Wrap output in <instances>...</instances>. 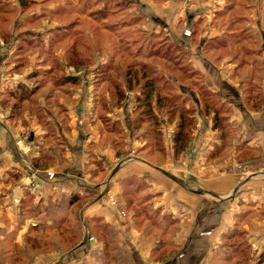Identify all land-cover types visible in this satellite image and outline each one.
I'll return each mask as SVG.
<instances>
[{
	"label": "crops",
	"instance_id": "crops-1",
	"mask_svg": "<svg viewBox=\"0 0 264 264\" xmlns=\"http://www.w3.org/2000/svg\"><path fill=\"white\" fill-rule=\"evenodd\" d=\"M190 1L193 3L146 0L145 4L162 19L167 18L168 27L174 24L170 28L178 37L189 33L203 46L204 38L207 42L225 40L223 27L214 25L216 13L219 17L227 6L226 0L218 1V5L214 4L216 0ZM207 4L213 8L206 9ZM178 7L179 13L175 11ZM185 11H198L199 15L194 13L185 22ZM196 24L201 25L197 32L193 31ZM3 43L0 41V65L6 61L0 71V199L5 204L10 205L14 193L24 198L29 193L34 195L31 189L26 191L30 182L26 176L35 170L39 183L35 192L41 196L36 194L34 203L42 210L45 206L41 215L51 209L50 224L63 218L60 223L64 221L66 225L67 214L83 204L79 215L82 223L101 229L92 232L97 241H114V256H124L127 261L121 264H181V257L173 258L172 263L155 262L153 258L168 255L164 252L170 249V243L180 245L186 241L196 244L190 254L195 257L194 264H237L239 258L242 261L246 257L249 264H264V97L258 109L245 104L241 87L245 80L239 77L247 75L243 68L248 67L241 68L237 56L224 57L221 67L215 65L209 70L203 65L207 56L202 54V47L200 51L199 45L189 49L193 64L209 77L210 93L225 95L226 104L231 107L228 121L233 124L235 135L219 136L211 126L205 133L197 134L189 150L178 151L175 134L164 136L167 128L175 133L177 121L173 126L165 121L161 128L167 139L165 151L160 152L154 150L153 130L143 128L152 126V122L147 118L137 121L136 101L141 95L137 89L123 91L125 100L114 104V93L105 89L110 76L106 72H101L106 75H98V79L93 73L87 74V81L92 78L95 84L88 81L83 85L84 77L71 82L73 75H65L61 84L42 86L38 83L41 76L36 77L35 71L41 68L39 64L48 63L44 58L50 55L45 52L50 48L49 41L29 48L24 59L31 56L23 67L17 59L8 61ZM207 59L212 63L211 58ZM43 69L52 70L50 66ZM133 92L131 100L127 95ZM261 92L264 96V82ZM108 108L113 114L105 123L101 111ZM116 114H121L120 118ZM25 132H31L35 143L41 145L32 163L12 147ZM20 144V150H26L22 147L25 143ZM144 207L148 210L139 214L138 210ZM59 212H63V217H59ZM225 239L241 240L243 247L228 248ZM90 249L72 246L52 253L59 258L42 264H84ZM84 255L87 258L81 261L79 256Z\"/></svg>",
	"mask_w": 264,
	"mask_h": 264
},
{
	"label": "rangeland",
	"instance_id": "rangeland-1",
	"mask_svg": "<svg viewBox=\"0 0 264 264\" xmlns=\"http://www.w3.org/2000/svg\"><path fill=\"white\" fill-rule=\"evenodd\" d=\"M140 1L142 0L133 3L126 0H0V41L7 47L6 53L10 57L8 61L17 59V63L23 67L28 64L30 55L24 59L25 52H29L32 46H42V43L48 40L50 48L45 52L49 51L50 55L47 58L44 56L48 63L39 64L41 68L35 71L36 77L41 76L38 83L43 84L42 86L44 84L55 86L64 82L63 76L73 75V79L84 77L86 83L83 85L88 81L95 84L96 80L92 78L87 81V74H95L96 79L98 75L107 74L110 76L105 89L111 95L114 93V104L117 102L120 104L125 100V97L121 96L125 90L137 89L141 95L136 102L145 100L142 87L145 80L140 79L144 73L145 78L154 82L152 85L154 92L151 98L152 111L150 116H146L148 120H152V126L143 128L144 131L148 128L153 130L155 151H165L164 143L167 137H163L162 122L168 121L173 126V122L177 121L178 125L179 118L181 119L179 115L192 122L186 133L184 147L180 148L181 151L190 149L200 131L205 133L211 126L213 128L216 113H219L221 119H218V123L224 127L223 131H218L219 136H234L236 131L233 124L226 119L227 115L229 119L231 117V107L226 104L225 95H212L209 91V77L191 61L189 49L191 46L199 45L198 39L189 33L185 37H178L170 28L175 27L174 24L168 27L165 24L168 22L167 18L165 22L163 16L156 14L155 9L149 6L147 9L146 0ZM155 1L162 3L163 0ZM218 1L224 0H216L214 4L218 5ZM179 2L181 1H175V4H181ZM210 2L213 3L211 0ZM226 5L219 17V12L216 13L214 26L223 27L227 38L211 39L208 42L204 38V46L200 43L199 51L202 47V54L211 58L212 63L205 58L203 65L211 70L215 65L222 66L220 62L222 58L237 56L240 67L243 68L245 65L248 67L243 68L246 69L247 75L239 77L245 80L241 85L245 104L258 109L264 97L261 92L264 82V0H226ZM205 8L213 7L207 4ZM180 10L179 7L175 9L178 13ZM194 13L187 12L185 22H188L190 15ZM198 15L197 13L196 16ZM182 19L180 18V21ZM193 27H195L193 31L197 32L201 25L196 24ZM102 62L105 64H101ZM3 64L0 65V71L5 68ZM45 66H50L51 72L44 70ZM130 67L132 70L129 71ZM81 72L83 76L79 75ZM131 79L132 89L128 82ZM134 94L135 92L128 93L127 96L134 100ZM145 108L146 106H141V110L137 112V121L145 118L140 117ZM109 114H113L111 108L101 111V115H105L103 116L105 123L108 122L106 119ZM120 115L116 114L115 117L120 118ZM105 126L109 127L107 124ZM130 129L128 126V130ZM166 130L164 136L170 134L172 137L177 132V129L175 133L171 128ZM213 131L216 132L214 129ZM206 135H209V132ZM20 139L25 143L22 147L28 149L27 152L20 150L16 142L12 147L14 146L16 152L27 157L32 163L38 157L36 153L41 145L35 143L31 132H25ZM32 171V174L26 176L30 181L28 185L26 184L29 186L26 191L29 192L31 189L34 195L29 193L24 198V195L12 192L14 194L13 197L10 196L12 198L10 205L0 199V264H42L46 260L49 262L50 258H59L51 256L52 253L71 249L72 246L78 250L84 246L91 248L88 260L84 261V264L127 262L124 256H114V241L108 239L97 241L96 237H92V232H99L101 229L94 230V226L88 228L82 223L79 215L81 216L80 209L84 205L81 203L72 213L67 214L68 224L65 225L64 221L60 223L63 218H58L59 222L57 220L55 224H50L48 218L51 209L42 216L45 206L42 210L39 204L34 203L35 195L39 194L35 192L39 188V183L36 181L35 170ZM147 210L148 207H144L138 212L141 214ZM59 217H63V212H59ZM87 229L91 234L87 235ZM100 242L105 245L104 251L101 250ZM225 244L233 250L243 247L241 240L238 239L234 242L225 239ZM195 246L194 241L191 245L188 241L180 245L170 243V249L164 252L168 255L161 254L153 259L155 262L172 263L173 258L181 257L183 258L181 264H194L195 257L190 254L196 250ZM99 249L102 253H99L101 252ZM79 258L82 261L87 257L84 255ZM240 260L241 258L237 264H249V257Z\"/></svg>",
	"mask_w": 264,
	"mask_h": 264
},
{
	"label": "trees",
	"instance_id": "trees-1",
	"mask_svg": "<svg viewBox=\"0 0 264 264\" xmlns=\"http://www.w3.org/2000/svg\"><path fill=\"white\" fill-rule=\"evenodd\" d=\"M130 70H132V67H130L129 71ZM140 79H142V80L144 79L145 80V83L142 86L143 87L144 96H145V100H143L144 103L141 100L138 101V104H140L142 102L138 106V110L139 111L141 110V106H146L145 111H142V113H140V117L141 118H144V116H145L144 119H146L148 116H150L151 111H152L151 98H152V95H153L152 92H154L153 86H152L154 82H151L149 79L145 78V74L144 73L142 74V76L140 77ZM75 80L76 79H71V82H74ZM128 82L130 83V87L132 89L133 88V86H132V79L130 81H128ZM148 111H149V113H148ZM145 112H146V114H145ZM179 116L181 117V119L179 118L178 125H177V128H176L177 129V132H176L174 138H175V145L177 147V150L180 151L182 149V146L184 145V142H185L186 137H187V134L186 133L188 132V129L191 126L192 122H191V120L188 121L187 119L183 118L182 115H179ZM144 119H142V120H144ZM218 119H220V115H219V113H216L215 114V121H216V123L213 126V129L215 131H223L224 127H221L220 123H218ZM226 119L228 121V119H229L228 118V115H227V118ZM149 122H152V120H149Z\"/></svg>",
	"mask_w": 264,
	"mask_h": 264
},
{
	"label": "built area",
	"instance_id": "built-area-1",
	"mask_svg": "<svg viewBox=\"0 0 264 264\" xmlns=\"http://www.w3.org/2000/svg\"><path fill=\"white\" fill-rule=\"evenodd\" d=\"M20 142H22V141H20ZM20 142H19L17 145H19V146H20V145H21V144H20ZM27 150H28V149H26V150H24V151H25V152H27Z\"/></svg>",
	"mask_w": 264,
	"mask_h": 264
}]
</instances>
